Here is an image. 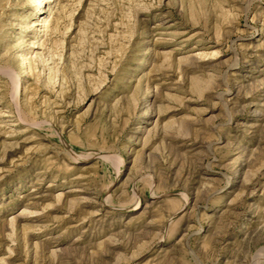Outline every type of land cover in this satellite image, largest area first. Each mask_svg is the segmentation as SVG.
Wrapping results in <instances>:
<instances>
[{
    "label": "rangeland",
    "instance_id": "374dc122",
    "mask_svg": "<svg viewBox=\"0 0 264 264\" xmlns=\"http://www.w3.org/2000/svg\"><path fill=\"white\" fill-rule=\"evenodd\" d=\"M37 2L0 0V264H264V0Z\"/></svg>",
    "mask_w": 264,
    "mask_h": 264
},
{
    "label": "bare ground",
    "instance_id": "6f19581e",
    "mask_svg": "<svg viewBox=\"0 0 264 264\" xmlns=\"http://www.w3.org/2000/svg\"><path fill=\"white\" fill-rule=\"evenodd\" d=\"M33 1L34 0H31V4H30V6H32L31 7V10L32 11H34V10H36V11H43V8H44V6L43 5H41L43 2H37V3H34V4H32L33 3ZM57 13H59V12H57ZM60 17V16H59ZM55 18V17H54ZM39 25H42L41 23H39L38 21H34V22H32V24H31V26H29L28 27V29H29V31L28 32H31V33H33L35 30H37V29H35V28H37ZM52 33H53V29H52ZM48 35V34H47ZM43 36H46V35H44L43 34ZM50 36V35H49ZM48 36V37H49ZM50 38V37H49ZM46 40V39H45ZM35 43H37V42H35V41H32V43L30 44V46L29 47H34L35 45H36V47H42L41 46V44H35ZM42 49V48H41ZM24 53L25 52H22L21 53V55H20V57H23V55H24ZM37 53V52H36ZM38 55H36V59L38 58V57H40V54L39 53H37ZM29 60V58H27L26 56L24 57V62H26L27 63V67H29L30 66V64H31V60L30 61H28ZM28 61V62H27ZM28 69V68H27ZM27 73V72H26ZM29 73H30V71L25 75V76H29ZM19 83H17V85H18ZM15 87V86H14ZM16 89V88H15ZM4 116H8V115H4ZM15 125H18V124H16V123H14V124H12V126H15ZM17 147V146H16Z\"/></svg>",
    "mask_w": 264,
    "mask_h": 264
}]
</instances>
